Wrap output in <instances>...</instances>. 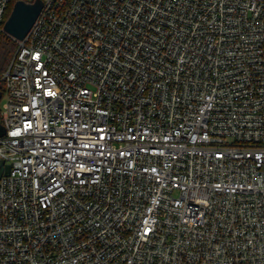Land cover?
Wrapping results in <instances>:
<instances>
[{
	"label": "built area",
	"instance_id": "built-area-1",
	"mask_svg": "<svg viewBox=\"0 0 264 264\" xmlns=\"http://www.w3.org/2000/svg\"><path fill=\"white\" fill-rule=\"evenodd\" d=\"M16 42L0 264H264V0H43Z\"/></svg>",
	"mask_w": 264,
	"mask_h": 264
},
{
	"label": "water",
	"instance_id": "water-1",
	"mask_svg": "<svg viewBox=\"0 0 264 264\" xmlns=\"http://www.w3.org/2000/svg\"><path fill=\"white\" fill-rule=\"evenodd\" d=\"M42 5L43 0H15L3 23L4 32L9 34L15 40L22 39L40 12ZM2 171L3 160H0V175Z\"/></svg>",
	"mask_w": 264,
	"mask_h": 264
},
{
	"label": "trees",
	"instance_id": "trees-1",
	"mask_svg": "<svg viewBox=\"0 0 264 264\" xmlns=\"http://www.w3.org/2000/svg\"><path fill=\"white\" fill-rule=\"evenodd\" d=\"M14 1L15 0L10 1V4L4 15L5 18L8 16ZM27 1H32V0H27ZM16 45H17V42L13 37H11L9 34L5 32L0 33V75L2 71L6 68L10 58L12 57L13 52L16 48ZM0 92L2 96L3 84L1 80H0ZM2 128H3V125H2V121L0 117V133L2 132Z\"/></svg>",
	"mask_w": 264,
	"mask_h": 264
},
{
	"label": "rangeland",
	"instance_id": "rangeland-1",
	"mask_svg": "<svg viewBox=\"0 0 264 264\" xmlns=\"http://www.w3.org/2000/svg\"><path fill=\"white\" fill-rule=\"evenodd\" d=\"M3 96V95H2ZM0 108H1V102L3 101L4 97H0Z\"/></svg>",
	"mask_w": 264,
	"mask_h": 264
}]
</instances>
